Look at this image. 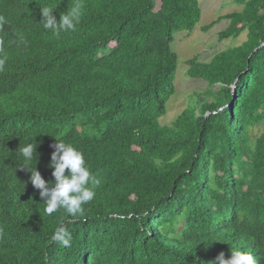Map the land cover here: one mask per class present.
Masks as SVG:
<instances>
[{
    "label": "trees",
    "instance_id": "1",
    "mask_svg": "<svg viewBox=\"0 0 264 264\" xmlns=\"http://www.w3.org/2000/svg\"><path fill=\"white\" fill-rule=\"evenodd\" d=\"M76 3L75 31L39 23ZM236 3L205 30L227 20L220 38L247 41L188 61L207 90L162 126L172 44L199 25V0H0V264H210L231 246L264 264V0ZM55 137L101 180L83 215L45 214L20 167V144H37L30 167L54 181Z\"/></svg>",
    "mask_w": 264,
    "mask_h": 264
},
{
    "label": "clouds",
    "instance_id": "2",
    "mask_svg": "<svg viewBox=\"0 0 264 264\" xmlns=\"http://www.w3.org/2000/svg\"><path fill=\"white\" fill-rule=\"evenodd\" d=\"M82 7L80 3L74 4L66 12L61 13L59 19L54 15L56 8L42 7V19L39 23L44 29L56 35L75 31L81 23ZM2 67L3 61L0 60V69ZM52 147L55 151L51 155L48 167L52 169L54 181H46L36 166L30 167L33 160H39L37 144L27 143L23 146L20 144L16 151L23 160L20 167H26L31 173L30 182L39 190L40 198L46 205L45 214L52 216L63 210L73 217L83 215L85 205L94 199L95 189L99 187L101 180L91 171L83 152L71 143L56 138V143ZM52 239L62 247L71 246V234L64 227H58ZM210 264H257V261L250 252L231 246L229 256L226 257V254L221 252Z\"/></svg>",
    "mask_w": 264,
    "mask_h": 264
},
{
    "label": "rangeland",
    "instance_id": "3",
    "mask_svg": "<svg viewBox=\"0 0 264 264\" xmlns=\"http://www.w3.org/2000/svg\"><path fill=\"white\" fill-rule=\"evenodd\" d=\"M199 3L202 10L199 25L193 33H178L172 44L173 51L178 55L176 94L167 104L166 115L160 119L162 126H171L175 122L177 117L192 103L194 93L207 90L206 82L189 78L188 61L198 56L201 62L209 63L216 54L239 47L248 38V33L244 32L238 38L222 40L220 34L230 25L227 20H222L212 29L205 30L213 22H218L219 17L241 11L242 7L236 3V0H199ZM263 132L264 126H261L254 130V135L259 136Z\"/></svg>",
    "mask_w": 264,
    "mask_h": 264
}]
</instances>
